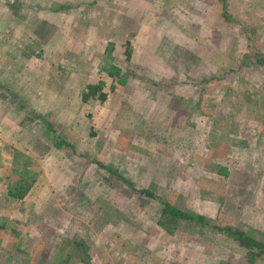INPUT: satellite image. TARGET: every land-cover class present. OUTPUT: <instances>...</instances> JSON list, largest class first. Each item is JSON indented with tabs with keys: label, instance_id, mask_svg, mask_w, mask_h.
I'll return each instance as SVG.
<instances>
[{
	"label": "rangeland",
	"instance_id": "rangeland-1",
	"mask_svg": "<svg viewBox=\"0 0 264 264\" xmlns=\"http://www.w3.org/2000/svg\"><path fill=\"white\" fill-rule=\"evenodd\" d=\"M36 1L0 10V264H264V0Z\"/></svg>",
	"mask_w": 264,
	"mask_h": 264
},
{
	"label": "trees",
	"instance_id": "trees-1",
	"mask_svg": "<svg viewBox=\"0 0 264 264\" xmlns=\"http://www.w3.org/2000/svg\"><path fill=\"white\" fill-rule=\"evenodd\" d=\"M100 90L99 86L97 84H89L87 85V91L82 93V100L88 101L89 99L95 98L96 96L100 98V100H104L106 97V94L103 92H99ZM32 185V181L28 182L26 179H19L13 187L8 188V195L10 197L16 198V199H22L28 190L30 189ZM172 213L179 214L176 210H171ZM229 229V228H228ZM236 233V239L238 240L240 245L247 246V247H259V250L262 249V246L257 241H252L249 238L245 237L241 232H235Z\"/></svg>",
	"mask_w": 264,
	"mask_h": 264
},
{
	"label": "crops",
	"instance_id": "crops-1",
	"mask_svg": "<svg viewBox=\"0 0 264 264\" xmlns=\"http://www.w3.org/2000/svg\"><path fill=\"white\" fill-rule=\"evenodd\" d=\"M5 1H7V0H0V10H2V11H4V10H9L10 12H7V18L6 19H8L9 17H11V19H12V24L13 25H15L16 24V22H15V18H16V21L17 20H19V15L18 14H16L15 15V9H19V10H23L24 9V11H25V9H28V10H31V11H33L34 9L35 10H39L40 12L41 11H44L45 9H46V6H44V4L43 3H38L37 1H36V3H32L31 2V0H13V2L10 4V2L9 1H7V2H5ZM21 1V2H20ZM50 1V0H49ZM5 3V6L3 5L4 3ZM31 5H33V6H31ZM96 5H97V7H99V2H96ZM2 6H4V8H2ZM10 7V8H9ZM47 7H48V5H47ZM13 9V10H12ZM3 16V15H2ZM110 18H111V16L109 15V20H110ZM10 19V18H9ZM124 22V21H123ZM124 24V23H123ZM7 25H8V23H7ZM122 25V24H121ZM122 33H123V31H122ZM9 37H5V41L7 42V41H9ZM18 40H20L22 43H24L23 41L24 40H21V38L20 37H12L11 38V42H18ZM28 40L29 41H33V39L32 38H28ZM4 41V40H3ZM28 41V42H29ZM0 44H1V41H0ZM4 44H1V46H3ZM131 48L130 47H127V49H125V51H124V54H125V58H130V56H131ZM2 51V50H1ZM99 86V85H98ZM100 87V86H99ZM100 92V90L98 91V93ZM103 93H105V92H103ZM106 97H107V95H106ZM106 97H105V99H106ZM95 98H98L97 96L95 97ZM92 99H94V98H92ZM104 99V100H105ZM24 198V197H23Z\"/></svg>",
	"mask_w": 264,
	"mask_h": 264
}]
</instances>
